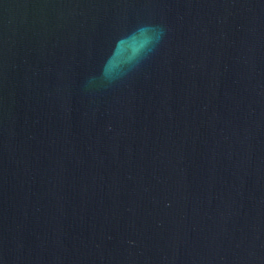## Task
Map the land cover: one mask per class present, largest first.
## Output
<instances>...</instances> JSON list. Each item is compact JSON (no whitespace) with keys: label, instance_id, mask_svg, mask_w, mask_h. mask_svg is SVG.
Returning a JSON list of instances; mask_svg holds the SVG:
<instances>
[{"label":"water","instance_id":"1","mask_svg":"<svg viewBox=\"0 0 264 264\" xmlns=\"http://www.w3.org/2000/svg\"><path fill=\"white\" fill-rule=\"evenodd\" d=\"M0 264H264V0H0Z\"/></svg>","mask_w":264,"mask_h":264}]
</instances>
